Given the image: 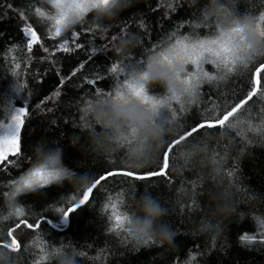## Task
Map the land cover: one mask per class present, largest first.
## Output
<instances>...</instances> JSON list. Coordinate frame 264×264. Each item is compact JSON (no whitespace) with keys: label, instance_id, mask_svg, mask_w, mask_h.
<instances>
[{"label":"trees","instance_id":"trees-1","mask_svg":"<svg viewBox=\"0 0 264 264\" xmlns=\"http://www.w3.org/2000/svg\"><path fill=\"white\" fill-rule=\"evenodd\" d=\"M223 3L239 15L264 12V0H223ZM205 4L206 0H129L126 9L111 20L101 21L100 28L94 27L95 13L89 12L83 21L60 37H52L51 22L36 13L37 7L55 12L45 0H0V119L5 116L7 104L23 107L27 112L21 128V155H10L0 163V242L10 243L8 231L14 229L21 245L18 251L9 250L11 264H35L37 240L47 241L49 247L66 246V250H74L79 254L77 264H185L189 253L196 254L195 264H264V243H261L264 228L252 219L264 215V140L260 139V133H250L245 123L259 124L258 105L240 118L238 128L202 129L183 143L198 144L207 136L222 137L205 145V151L216 155H223L225 145L230 143L225 175L239 191L237 210L227 218L209 216L212 184L207 166L196 165L179 174L175 170V154L166 176L149 180L119 175L110 178L96 191L95 200L71 214L67 224H61L62 213L57 208L67 210L78 202L70 201V197L82 195L68 184L20 197L25 215L5 219L3 194L12 181L31 167L33 150L38 143L61 147L63 163L91 180L108 170L146 173L156 168L158 159L162 161L170 142L205 118V108L211 110L213 104L225 101L238 102L255 86V72L264 64V57L247 68L241 67L225 81L201 85L199 104L178 112L172 125L176 134L165 137L164 147L143 168H128L123 149L111 155L93 150L90 136L99 129L86 125L83 108L98 97L96 85H90L88 80H98L102 91L112 90L116 83L110 72L112 64L137 67V61H145L154 49L161 51L182 35H206L211 28L196 27ZM28 27L36 31L40 41L33 45L31 52L27 49L29 38L25 36ZM73 31L77 33L74 40ZM66 37L69 52L59 50ZM128 38L132 43L122 48L121 40ZM17 63L20 68H15ZM206 69L215 73L211 65ZM261 78L264 83V71ZM21 81L27 87L24 94H17L14 83ZM150 90L154 94L162 92L159 87ZM259 104L264 105V100ZM180 148L178 145L176 153ZM145 191L167 209L165 222L177 233L175 246L137 248L124 233L109 231V214L103 210L107 197L123 195L126 203L121 210L131 211L129 206ZM249 197L255 199L249 203ZM209 219L218 230L200 231V225ZM29 223L43 226L33 230L27 227ZM17 224L19 228L15 227ZM245 234L256 239L246 244L240 239ZM45 264H59V260L54 257Z\"/></svg>","mask_w":264,"mask_h":264},{"label":"clouds","instance_id":"clouds-1","mask_svg":"<svg viewBox=\"0 0 264 264\" xmlns=\"http://www.w3.org/2000/svg\"><path fill=\"white\" fill-rule=\"evenodd\" d=\"M49 5L53 0H45ZM129 6V0H109L107 7L92 9L95 13L94 27L100 28V22L113 19L120 11ZM86 15V14H85ZM80 23L76 19L65 20L62 33ZM198 23L208 28L215 24L217 36L231 32L233 28L242 30L244 37L242 49L237 51V64L249 65L264 57V37L254 28L252 19L246 14L237 15L232 9L221 3V0H206L201 9ZM132 43V39H122L121 47ZM167 48L162 51H166ZM160 53L150 55L143 62L142 67H132L129 79L137 87L148 92L153 87H159L160 95H150L145 103L136 97L101 98L89 101L83 108V118L86 125L92 129H99L90 136V144L97 153L111 155L121 149L126 155V164L130 169H140L153 161L161 148L164 147L165 137L175 135L173 122L165 121L162 116L173 112V105L179 104L184 111H188L200 102V89L193 85L185 89L181 81L185 75L184 66L180 62L169 65L160 59ZM17 94H24L25 83H14ZM13 107L4 106L5 119L0 121V133L14 131L15 125L11 120ZM222 137H205L198 144L185 145L181 143L176 153V172L182 174L189 167L204 164L207 166L208 179L212 187L209 190L210 209L212 219L227 218L237 210L238 188L225 175V164L230 151V143L225 145L223 155H216L205 151V145ZM40 169L47 177L46 183H34L23 186L11 182L9 190L3 194L4 210L7 218H19V213L25 215V206L20 197L34 194L41 189L68 184L77 192H85L93 181L83 175H78L73 169L63 163V150L59 146H48L38 143L33 150L32 165L25 175ZM17 179L16 181H19ZM243 195V194H240ZM122 209L126 201L123 195H117ZM115 196L114 198H116ZM255 197H249L247 202ZM131 211H123V233L137 248H151L152 246H175L176 231L165 222L167 209L150 192H142L138 199L129 206ZM241 215H243L241 213ZM254 222L264 223V215L253 216ZM218 226L211 220H205L200 225L202 232H216ZM250 244L253 241H243ZM56 257L59 264H77L78 253L57 247ZM55 251V248L53 249ZM12 252L6 247H0V264H11ZM194 257V259H193ZM196 254L189 253L185 264H195Z\"/></svg>","mask_w":264,"mask_h":264},{"label":"snow or ice","instance_id":"snow-or-ice-1","mask_svg":"<svg viewBox=\"0 0 264 264\" xmlns=\"http://www.w3.org/2000/svg\"><path fill=\"white\" fill-rule=\"evenodd\" d=\"M223 3V0H221ZM109 0H53L52 8L55 9L54 13L45 12L41 8H36V13L51 22L52 37H60L62 34V28L65 20L76 19L80 22L83 21L85 14L89 13L92 9L107 7ZM239 15L238 13H236ZM252 19L253 25L257 33L264 37V12L259 15L248 14ZM196 27H201L197 24ZM209 28L212 30L206 35L188 36L182 35L171 43L166 51H158L160 59L168 63L169 65L174 62H180L184 66L185 75L181 81L185 89L191 88L193 85L201 89V85L211 82L225 81L231 74L238 72L241 67L247 68L248 65L240 66L237 64V51L242 49L243 35L242 30L239 28H233L231 32L227 34H221L217 36L215 24H210ZM77 33L73 31L72 39L74 40ZM25 36H30L27 40V49L29 52L32 51L33 45L39 43L36 31L32 27H28L25 30ZM68 37L65 38L64 42L60 45L61 51L69 52L71 49L67 47ZM79 47V45H77ZM47 50V49H46ZM155 49L153 54L158 53ZM144 60L137 61V67L143 66ZM211 65L215 69V73H211L206 69V66ZM191 66V67H189ZM133 66L125 68L119 64H112L110 72L114 74L116 83L112 90H101L98 80H88L90 85H96L97 99L101 98H112L118 97L123 98L124 96L136 97L141 99L143 102H149L150 95H160L161 93L154 94L152 90L145 92L144 89L137 87L129 79L130 69ZM15 68H20V64L17 63ZM264 71V64H261L255 72L257 79L255 80V86L252 87L244 97L239 99L238 102L228 104L227 101L224 103H217L212 105V109L208 110L205 108V118L191 126L190 129L186 130L177 139L170 142L166 150L162 154V161L157 160V165L154 170H150L146 173H140L129 170H108L107 172L100 174L97 178L93 179V183L87 191L83 192L82 195L77 196L73 194L70 197V201H78L72 207H68L67 210L63 208H57V211L62 213L59 218L61 224H67L71 214L77 212L82 206L91 203L96 198V191L102 188L104 184L112 177L124 176L129 177L133 180H149L151 178L166 176L168 170L171 167V157L176 154L177 146L181 143H186L189 138L194 137V134H199L202 129H234L238 128L241 123L240 118L246 113H251L254 105L259 106L260 122L259 124H253L251 122H245L247 124V130L251 132L260 133V139L264 140V105H260L259 101L264 100V83H262L261 72ZM75 75V72L73 73ZM59 95V93H57ZM173 112L163 114V119L167 122H174L177 120L178 112H183L184 109L179 104H174ZM13 114L11 120L15 125L14 131L10 133H0V163L8 160L11 155L18 157L22 152V139H21V126L24 124L23 117L27 115V112L23 107L13 108ZM4 118L0 119L3 121ZM252 117L249 115V120ZM14 163V161H10ZM231 175V173H228ZM14 183L21 184L25 187L31 186L34 183H46L47 177L40 170L36 169L31 173L20 176L19 181H12ZM120 199L117 196L107 197V202L103 206V210L108 213V219L110 221L109 231L116 233H123L124 216L122 215L123 210L120 208ZM20 217H23V213H19ZM7 219V217H5ZM21 223H27L21 221ZM42 224L37 223L27 224L28 228L38 230L42 228ZM20 227V224L15 226ZM264 228V223H262ZM8 236L11 237L9 242H0V247H6L11 251H18L21 247L17 238L14 235V229L8 231ZM242 241H254L256 239L253 235H242L240 237ZM264 243V240H261ZM38 248V258L35 264H45V262L56 257V253L59 252V248L52 246L49 247L47 241L37 240L35 242ZM55 248V251L53 249ZM79 255V254H78ZM99 259V257H97ZM194 259V257H193Z\"/></svg>","mask_w":264,"mask_h":264},{"label":"water","instance_id":"water-1","mask_svg":"<svg viewBox=\"0 0 264 264\" xmlns=\"http://www.w3.org/2000/svg\"><path fill=\"white\" fill-rule=\"evenodd\" d=\"M28 38L30 39V36H28ZM257 79V77L255 76V80ZM21 128H22V126H21Z\"/></svg>","mask_w":264,"mask_h":264}]
</instances>
